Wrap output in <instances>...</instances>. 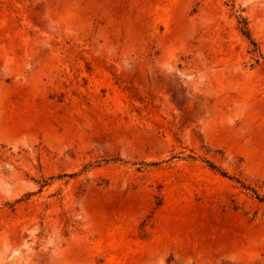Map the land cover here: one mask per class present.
<instances>
[{
    "label": "rangeland",
    "instance_id": "rangeland-1",
    "mask_svg": "<svg viewBox=\"0 0 264 264\" xmlns=\"http://www.w3.org/2000/svg\"><path fill=\"white\" fill-rule=\"evenodd\" d=\"M0 264H264V0H0Z\"/></svg>",
    "mask_w": 264,
    "mask_h": 264
},
{
    "label": "trees",
    "instance_id": "trees-1",
    "mask_svg": "<svg viewBox=\"0 0 264 264\" xmlns=\"http://www.w3.org/2000/svg\"><path fill=\"white\" fill-rule=\"evenodd\" d=\"M241 31L244 35H246L250 39L249 31L246 29L245 23H241Z\"/></svg>",
    "mask_w": 264,
    "mask_h": 264
}]
</instances>
